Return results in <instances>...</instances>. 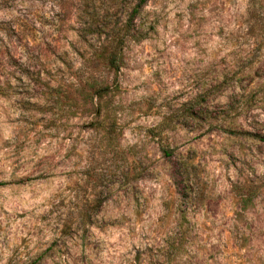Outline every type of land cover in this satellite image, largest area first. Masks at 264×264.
<instances>
[{"label": "rangeland", "instance_id": "374dc122", "mask_svg": "<svg viewBox=\"0 0 264 264\" xmlns=\"http://www.w3.org/2000/svg\"><path fill=\"white\" fill-rule=\"evenodd\" d=\"M138 3L0 0V264H264V0Z\"/></svg>", "mask_w": 264, "mask_h": 264}, {"label": "trees", "instance_id": "16d2710c", "mask_svg": "<svg viewBox=\"0 0 264 264\" xmlns=\"http://www.w3.org/2000/svg\"><path fill=\"white\" fill-rule=\"evenodd\" d=\"M148 0H139V3L135 6L134 12H139V9L147 2ZM119 40V39H118ZM120 42H123L122 40ZM118 43L115 45L117 47ZM117 56L113 54V57L110 59V66L113 67L116 71H118V65L116 63Z\"/></svg>", "mask_w": 264, "mask_h": 264}]
</instances>
